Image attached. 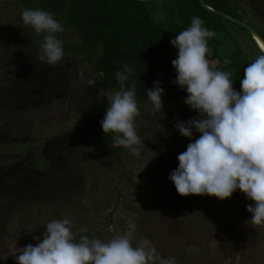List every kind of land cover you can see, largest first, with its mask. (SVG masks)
<instances>
[{
	"label": "rangeland",
	"instance_id": "374dc122",
	"mask_svg": "<svg viewBox=\"0 0 264 264\" xmlns=\"http://www.w3.org/2000/svg\"><path fill=\"white\" fill-rule=\"evenodd\" d=\"M230 1L239 12L243 8L252 28L264 27V0ZM163 3H154V15L161 21ZM19 14L14 8L2 12L1 34L16 29ZM226 27L238 33L245 56L254 62L258 55L248 36ZM79 61L73 66L63 58L50 65L0 50V264H16L15 249L36 246L46 225L64 218L74 223V237L107 242L130 233L133 247L147 238L176 264H264V226L252 224L246 210L253 201L239 190L222 201L207 195L181 197L168 179L178 168V155L200 136L193 129L190 140L175 128L177 122L199 118L185 105L188 94L174 83L176 78L160 84L166 94L161 113H155L148 98L138 105L136 131L145 145L139 156L115 145L118 154L102 152L84 137L98 154L76 169L70 167L64 154L82 139L86 119L99 114L87 84L95 77L85 60ZM101 97L107 107L111 94ZM44 162L48 165L43 169ZM81 167L79 193L61 178L74 177ZM40 189L54 194L36 198ZM13 194L19 205H9Z\"/></svg>",
	"mask_w": 264,
	"mask_h": 264
},
{
	"label": "clouds",
	"instance_id": "9594fccd",
	"mask_svg": "<svg viewBox=\"0 0 264 264\" xmlns=\"http://www.w3.org/2000/svg\"><path fill=\"white\" fill-rule=\"evenodd\" d=\"M21 19L37 34L47 33L39 59L50 65L59 63L64 50L54 34L63 28L53 14L24 9ZM204 23L193 17L190 26L170 41L178 53L172 61L174 83L186 89L184 103L199 115L187 123L177 122L175 128L190 140L193 129L200 136L178 155V168L168 179L181 197L207 195L222 201L239 190L254 202L246 208L252 224L264 226V54L247 65L241 91H235L231 73L215 70L207 58L208 38L216 34ZM122 69L116 73L120 89L111 95L100 124L105 135L114 134L115 146L139 156L145 145L136 131L135 118L140 115L136 87L133 82L126 88L132 69L126 64ZM96 83L95 79L87 81L90 87ZM163 94L158 81L147 91L156 114L162 111ZM129 236L118 235L107 242L83 236L76 242L70 219L53 220L36 246L15 249L16 264H176L174 257L163 258L147 238L141 237L133 247Z\"/></svg>",
	"mask_w": 264,
	"mask_h": 264
},
{
	"label": "trees",
	"instance_id": "16d2710c",
	"mask_svg": "<svg viewBox=\"0 0 264 264\" xmlns=\"http://www.w3.org/2000/svg\"><path fill=\"white\" fill-rule=\"evenodd\" d=\"M155 1L157 0L148 3L134 0H0V17L3 11L9 12L13 8L20 10L16 29L8 34L0 33L1 51H11L20 58L40 60L39 56L43 54V37L47 33L37 34L30 26L26 27L22 22L21 13L24 9L47 11L53 14L54 19L63 28L62 32L54 34L62 42L63 58L68 59L73 66L81 62L80 58L85 60L89 74L97 81L90 92L95 97L99 114L97 118L86 119L82 139L77 140L71 153L64 154L70 167L76 169L77 165L79 167L87 162L89 155L92 154V158L95 153L98 154L95 149L88 148L89 142L86 140L99 145L102 152L108 150L118 154L110 133L105 135L101 128L100 122L107 109L101 94L113 95L119 91L120 83L116 73L122 71V65L125 64L132 69L125 85L130 88L135 82L138 105L147 100V91L153 87L154 82L161 84L176 78L172 61L177 58L178 53L170 41L190 26L193 17L204 20L203 27L215 32L216 35L207 41L210 50L207 58L215 70L231 73L235 91H241L240 82L244 77V69L252 61L245 56L238 33L234 34L228 30L226 24L245 33L257 55H261L246 31L207 13L197 0H163L164 21L154 15ZM204 3L214 11L254 26L246 19L243 8L239 12L240 7L233 6L230 0H204ZM254 30L264 41V27ZM68 37L74 39L68 41ZM27 38L30 39L26 40ZM164 95L166 94L162 96ZM47 165L48 163L44 162L42 168ZM82 168L77 170L78 173L74 177L63 175L61 178L65 181V186H76L72 189L77 188L79 193L83 192ZM52 191L40 189L36 198L51 197L54 194ZM20 202L14 194L8 198L9 205L16 206ZM83 236L76 235L74 239L79 242Z\"/></svg>",
	"mask_w": 264,
	"mask_h": 264
},
{
	"label": "water",
	"instance_id": "95a60500",
	"mask_svg": "<svg viewBox=\"0 0 264 264\" xmlns=\"http://www.w3.org/2000/svg\"><path fill=\"white\" fill-rule=\"evenodd\" d=\"M134 1H137V2H140V3H148V2H152L154 0H134ZM200 7L206 11L207 13L211 14V15H214V16H217V17H220L226 21H228L229 23L243 29L244 31H246L251 40L253 41L254 45L256 46V48L258 49V51L261 53V54H264V52H262L258 47H257V43L255 41V39L257 38L261 43L262 45L264 46V41L262 40V38L257 34V32L251 27L249 26L247 23L239 20V19H236L234 17H231L227 14H224V13H221V12H217V11H214L213 9L207 7L204 3V0H197Z\"/></svg>",
	"mask_w": 264,
	"mask_h": 264
},
{
	"label": "bare ground",
	"instance_id": "6f19581e",
	"mask_svg": "<svg viewBox=\"0 0 264 264\" xmlns=\"http://www.w3.org/2000/svg\"><path fill=\"white\" fill-rule=\"evenodd\" d=\"M256 43H257V47L264 52V46L262 45V43L256 38L255 39Z\"/></svg>",
	"mask_w": 264,
	"mask_h": 264
}]
</instances>
